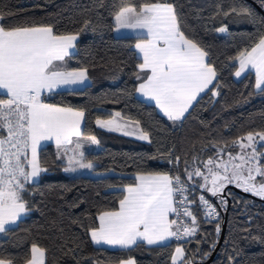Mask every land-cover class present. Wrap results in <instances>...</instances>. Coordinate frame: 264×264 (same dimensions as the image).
I'll return each mask as SVG.
<instances>
[{
  "label": "trees",
  "instance_id": "16d2710c",
  "mask_svg": "<svg viewBox=\"0 0 264 264\" xmlns=\"http://www.w3.org/2000/svg\"><path fill=\"white\" fill-rule=\"evenodd\" d=\"M143 2L0 0V13L10 21L8 27L51 26L58 34H79L77 51L68 64L71 69H87L91 85L49 95L46 102L84 111L83 135L99 140L85 152L94 169H85L88 175L84 176L71 177L64 171L66 157L58 158L56 146L40 151L39 160L47 172L38 183L28 186L24 198L31 211L1 237L0 259L26 264L35 244L46 250L45 264H120L128 259L136 264H171L176 248L181 247L189 264H206L219 243L230 201L225 237L210 264H264L263 200L228 189L229 201L224 197L226 205L219 206L216 197L205 193L219 212V220L206 219L198 202L203 192L196 187L200 178L187 181L185 175L186 168L202 169V162L215 156L218 149L238 152L234 141L249 133H264V92L255 87L256 75L249 72L241 79L235 75L239 68L235 58L264 34V4L260 0H168L176 8L185 35L208 53L219 84L183 121L175 123L137 97L142 82L137 75L146 76L138 68L142 59L135 48L137 37L114 34V14L125 4L139 6ZM231 7L250 9L256 22H246L244 16L235 13L227 18L217 15L220 8ZM86 21L89 23L84 29ZM222 24L227 26L224 33L217 31ZM213 90L218 95H211ZM117 112L126 120L138 121L151 143L98 127V119L108 120ZM176 157L178 163L168 162ZM148 173L178 175L187 181L191 192L186 195L197 200L189 206L197 218V233L164 246L139 243L117 250L95 246L90 232L99 226V215L119 210L125 188L138 183L137 175Z\"/></svg>",
  "mask_w": 264,
  "mask_h": 264
},
{
  "label": "snow or ice",
  "instance_id": "6c2138e0",
  "mask_svg": "<svg viewBox=\"0 0 264 264\" xmlns=\"http://www.w3.org/2000/svg\"><path fill=\"white\" fill-rule=\"evenodd\" d=\"M260 2L264 4V0ZM233 13L244 16L246 22H256L255 14L244 7L220 8L217 15L227 18ZM114 19L117 32L131 29L139 33L135 48L142 63L138 68L147 74L137 75L142 81L138 91L154 101L169 120H182L201 93L219 86L218 82L213 84L217 72L207 60L208 53L185 35L176 8L168 0H144L139 6L125 4ZM8 23L0 13V234L5 235L31 211L24 198L27 186L47 172L39 160L42 141L55 142L58 158L66 157L65 172L94 169L82 151L81 139L73 137L99 144L95 136L81 132L84 111L46 102L47 96L58 89L84 86L88 81L87 69H71L68 64L79 34H58L51 26L8 27ZM217 31L224 33L227 26L222 24ZM235 59L239 63L235 75L255 69V87L264 92V34ZM211 95L218 93L213 90ZM115 117L96 123L109 131H120L133 123L120 112ZM135 125L131 133L123 134H135L137 139L151 143L138 121ZM233 146L239 151L218 149L215 156L203 161L206 172L196 166L191 171L185 169L187 181L200 178L196 187L203 192L198 202L206 219H217L219 212L205 193L216 197L219 206L226 205L224 189L228 185L264 199V133H249ZM168 162L178 163L179 157ZM136 180L139 182L125 188L119 210L99 215V226L90 232L95 244L130 249L138 243L161 245L170 238L197 233V218L189 207L197 200H189L186 195L191 192L187 181L166 173L140 174ZM182 217L190 218L189 222H183ZM175 253L173 264H177V258L189 264L183 248L177 247ZM45 255V249L33 244L26 264H45ZM0 264L12 261L0 259ZM120 264L135 261L128 259Z\"/></svg>",
  "mask_w": 264,
  "mask_h": 264
},
{
  "label": "crops",
  "instance_id": "0c3cea01",
  "mask_svg": "<svg viewBox=\"0 0 264 264\" xmlns=\"http://www.w3.org/2000/svg\"><path fill=\"white\" fill-rule=\"evenodd\" d=\"M116 23V22H115ZM114 34H115V36L116 37H138V35H139V33H137V32H135V31H133V30H131V29H121L119 32H117L116 31V28H115V32H114ZM78 41H79V37H78V39L75 41V44H76V48L73 50V55H75V53H76V51H77V43H78ZM136 52H137V54H138V56L141 58V56H140V53L138 52V50L136 49ZM66 59H68V58H66ZM208 60V59H207ZM145 74H147L146 72H144ZM256 73V72H255ZM87 76H88V74H87ZM256 77H257V74H256ZM216 81H217V76H216V80L215 81H213V84H215L216 83ZM91 85V79H90V77L88 76V81H86V83H85V85L84 86H80V87H76V88H63V89H58L57 91H56V93H60V92H69V91H80V90H83V89H85V88H87V87H89ZM212 89V87L210 86V88H209V90H207L206 92H204V93H201L200 94V96L197 98V102L206 94V93H208L210 90ZM56 93H54V94H56ZM52 95V94H51ZM49 96V95H48ZM137 97L141 100V101H144L145 103H147V104H149V105H153V106H155L156 108H157V110L159 111V113L165 118V119H167V120H169L164 114H163V112L159 109V107H157L156 105H155V102L154 101H151V100H149V99H147L146 97H144V96H142L141 94H140V92L138 91L137 92ZM197 102H195L194 104H193V107L195 106V104L197 103ZM192 107V108H193ZM192 108H190L189 109V111H188V113H185V116H184V118L182 119V120H180V121H172V120H169V121H171V122H175V123H177V122H181V121H183L185 118H186V116L189 114V112L192 110ZM116 117H115V114H113L112 115V117L110 118V119H115ZM84 120H85V118H84ZM84 120L82 121V123H81V132H82V134H83V128H84ZM109 120V119H108ZM126 120V119H125ZM102 121H107V120H102ZM127 121V120H126ZM98 125V124H97ZM139 126V125H138ZM98 127L100 128V129H102V130H104V131H106V132H109V133H113V134H116V135H120V136H124V137H127V138H131V139H134V140H138V141H140V142H143V143H147L148 141H144V140H139V139H137L136 138V135L135 134H130V135H124L123 134V132L124 131H129L130 133L132 132V130H133V128L134 127H136V125H135V122H133L128 128H123V129H121L120 131H109V130H107L106 128H101L99 125H98ZM140 128V127H139ZM73 139L74 140H76V139H81V142L82 143H85L86 142V140H83L82 138H77V137H73ZM88 142V141H87ZM50 145H54V146H56L55 145V142L54 141H42L41 142V147H42V149H44L45 147H47V146H50ZM84 145V144H83ZM87 147H88V150H91L93 147H94V144H91L90 142H88V145H87ZM41 151V150H40ZM40 151H39V153H40ZM41 176H42V173H41ZM41 176H40V178L37 180V181H35L34 183H32V184H36V183H38L39 181H40V179H41ZM139 182V181H138ZM32 184H29V185H32ZM28 185V186H29ZM27 186V187H28ZM27 216V215H26ZM26 216H24L23 218H22V220L26 217ZM171 217V216H170ZM169 217V218H170ZM21 220V221H22ZM20 222V221H19ZM19 222H18V224H19ZM98 222H99V220H98ZM17 224V225H18ZM16 225V226H17ZM16 226H13L12 228H15ZM3 236V234H0V239H1V237ZM187 239H188V237H187ZM91 240H92V238H91ZM176 241V238H170L167 242H165L164 244H161V245H148V246H151V247H156V246H164V245H168V244H171L172 242H175ZM92 242H93V240H92ZM93 244L95 245V246H97V247H102V248H107V249H111V250H117V249H122V248H120V247H118V246H111V245H106V244H95L94 242H93ZM146 244V243H145ZM147 245V244H146ZM134 247V246H133ZM132 247V248H133ZM176 253H174V255H175ZM173 255V256H174ZM184 257H185V251H184ZM182 263V261L180 260V258H177V264H181ZM136 264V263H135ZM171 264H173V259H172V263Z\"/></svg>",
  "mask_w": 264,
  "mask_h": 264
},
{
  "label": "rangeland",
  "instance_id": "374dc122",
  "mask_svg": "<svg viewBox=\"0 0 264 264\" xmlns=\"http://www.w3.org/2000/svg\"><path fill=\"white\" fill-rule=\"evenodd\" d=\"M238 62V61H237ZM238 66H239V63H238ZM249 72H253V73H255L256 71H255V69H252V68H248L245 72H243L242 74H241V76H239V77H237L238 79H241L245 74H247V73H249ZM255 75H256V73H255ZM257 78V77H256ZM257 90H259V89H257ZM217 97V96H216ZM84 145H83V148H82V151L85 153V152H87L88 151V147H87V145H88V142L86 141L85 143H83ZM63 159H65V158H63ZM201 171H204V172H206V169L203 167L202 169H201ZM67 174L69 175V176H71V177H77V176H84V175H88V173H87V171L85 170V169H80V170H78L77 172H67ZM259 179H261L260 177H257V180H259ZM229 186H233V187H235L234 185H228L227 187H229ZM237 188V187H236ZM239 190H241L240 188H238ZM225 190V189H224ZM242 191V190H241ZM243 192V191H242ZM244 193H246V192H244ZM246 194H248V195H251V196H253V197H255V198H257V199H260V200H263L264 201V199H261L260 197H258V196H254V195H252L251 193H246ZM210 195V194H209ZM190 206V205H189ZM173 217L171 216L170 217V219H172ZM190 218H188V217H185V218H183V222H185V223H187V222H189L188 220H189ZM190 237H192V236H190ZM176 242H179L180 243V240L179 239H176ZM139 244V243H138Z\"/></svg>",
  "mask_w": 264,
  "mask_h": 264
},
{
  "label": "water",
  "instance_id": "95a60500",
  "mask_svg": "<svg viewBox=\"0 0 264 264\" xmlns=\"http://www.w3.org/2000/svg\"><path fill=\"white\" fill-rule=\"evenodd\" d=\"M228 189L234 190V191H236V192H238L239 194H242V195H247L246 193L240 191L238 188L233 187V186H229V187H227V188L224 190V197L227 198V199H228V196H227V190H228ZM253 198H254V199H257V198H255V197H253ZM258 200H260V199H258ZM228 201H229V199H228ZM261 201H262V200H261ZM263 202H264V201H263ZM230 206H231V202L229 201V208H228V210L226 211V213H225V215H224V221H223V225H222L221 237H220L219 243H218V245H217V247H216V249H215L213 255L211 256V258L209 259V261H208L206 264H210V263L214 260V258H215V256H216L218 250L220 249V247H221V245H222V243H223V240H224V237H225V233H226V229H227V220H228V214H229Z\"/></svg>",
  "mask_w": 264,
  "mask_h": 264
},
{
  "label": "built area",
  "instance_id": "2783aa9c",
  "mask_svg": "<svg viewBox=\"0 0 264 264\" xmlns=\"http://www.w3.org/2000/svg\"><path fill=\"white\" fill-rule=\"evenodd\" d=\"M183 218H185V217H182L181 219H182V221H183ZM213 221H217V220H219V217L217 218V219H212ZM186 237H184V238H182V239H179L180 241H183L184 239H185Z\"/></svg>",
  "mask_w": 264,
  "mask_h": 264
}]
</instances>
